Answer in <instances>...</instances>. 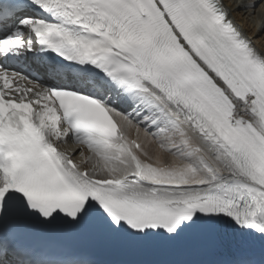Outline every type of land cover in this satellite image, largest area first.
Segmentation results:
<instances>
[{"label": "snow or ice", "instance_id": "obj_1", "mask_svg": "<svg viewBox=\"0 0 264 264\" xmlns=\"http://www.w3.org/2000/svg\"><path fill=\"white\" fill-rule=\"evenodd\" d=\"M228 3L0 0V264H264V48Z\"/></svg>", "mask_w": 264, "mask_h": 264}, {"label": "bare ground", "instance_id": "obj_2", "mask_svg": "<svg viewBox=\"0 0 264 264\" xmlns=\"http://www.w3.org/2000/svg\"><path fill=\"white\" fill-rule=\"evenodd\" d=\"M246 2L248 0H231V3H228L232 19L252 39L257 48H264V6L258 8L255 15L251 11L239 13L238 5Z\"/></svg>", "mask_w": 264, "mask_h": 264}]
</instances>
